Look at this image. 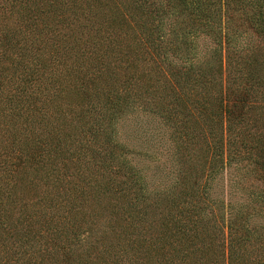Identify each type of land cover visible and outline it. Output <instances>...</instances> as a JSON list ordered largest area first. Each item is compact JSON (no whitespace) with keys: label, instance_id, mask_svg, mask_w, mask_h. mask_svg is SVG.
Listing matches in <instances>:
<instances>
[{"label":"trees","instance_id":"1","mask_svg":"<svg viewBox=\"0 0 264 264\" xmlns=\"http://www.w3.org/2000/svg\"><path fill=\"white\" fill-rule=\"evenodd\" d=\"M262 219L264 0H0V264H264Z\"/></svg>","mask_w":264,"mask_h":264},{"label":"rangeland","instance_id":"2","mask_svg":"<svg viewBox=\"0 0 264 264\" xmlns=\"http://www.w3.org/2000/svg\"><path fill=\"white\" fill-rule=\"evenodd\" d=\"M132 127L138 131L135 137L133 132L129 131ZM169 132L167 126L157 116L142 111L133 114L120 129V139L134 151L127 155L128 163L138 171L148 190L168 186L173 178L174 146L169 138ZM231 171L232 169H229L218 176V189L212 194L216 199L226 198L223 185ZM257 222L264 224V219Z\"/></svg>","mask_w":264,"mask_h":264}]
</instances>
